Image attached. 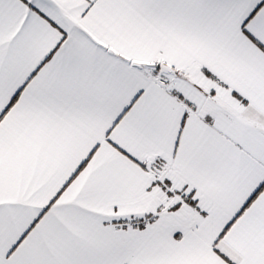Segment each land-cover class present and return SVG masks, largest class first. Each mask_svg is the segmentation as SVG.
<instances>
[{"label":"snow or ice","instance_id":"1","mask_svg":"<svg viewBox=\"0 0 264 264\" xmlns=\"http://www.w3.org/2000/svg\"><path fill=\"white\" fill-rule=\"evenodd\" d=\"M0 264H264V0H0Z\"/></svg>","mask_w":264,"mask_h":264}]
</instances>
